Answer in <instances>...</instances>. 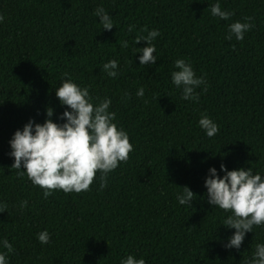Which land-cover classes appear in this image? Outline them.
Instances as JSON below:
<instances>
[{
  "label": "trees",
  "instance_id": "1",
  "mask_svg": "<svg viewBox=\"0 0 264 264\" xmlns=\"http://www.w3.org/2000/svg\"><path fill=\"white\" fill-rule=\"evenodd\" d=\"M217 2L234 13L229 20L211 14ZM97 7L112 17L110 31ZM0 15V253L7 239L8 264H121L128 255L146 264H248L264 227L227 249L231 213L208 203L205 180L212 167L222 178L221 164L264 178V0H0ZM246 16L254 27L243 41L225 39ZM145 26L160 35L156 63L141 66L137 50L147 43L134 40L147 36ZM113 59L115 78L102 71ZM177 59L206 80L198 102L181 99L172 83ZM68 79L88 87L94 104L111 100L134 150L103 189L97 174L90 192L45 199L11 168L9 141L29 120L43 124L48 107L54 123L66 122L55 93ZM203 114L219 126L212 138L199 126ZM184 186L196 194L192 207L177 200ZM44 230L49 244L38 241Z\"/></svg>",
  "mask_w": 264,
  "mask_h": 264
},
{
  "label": "clouds",
  "instance_id": "2",
  "mask_svg": "<svg viewBox=\"0 0 264 264\" xmlns=\"http://www.w3.org/2000/svg\"><path fill=\"white\" fill-rule=\"evenodd\" d=\"M211 14L222 20H229L234 15L233 12L222 10L219 2L211 6ZM93 15L99 18L103 29L110 31L113 28L112 17L103 7H97ZM252 20V17L246 16L245 22L231 23L225 39L231 40L234 35L238 41H243L245 33L254 27ZM3 21L4 16L0 15V22ZM134 27L130 25L128 31L132 32ZM140 32L148 33L147 36L137 35L134 40L135 44L141 41L147 43L146 47L137 50L142 53L139 57L140 65L155 64L157 56L153 54L157 49L153 41L160 32L156 29L149 31L147 26L140 29ZM120 46L127 48L129 45L127 41H121ZM174 65L177 70L172 72L171 79L177 89H182L181 99L198 102L200 95L196 89L206 85V80L204 77H197L191 64L184 59H177ZM102 71L108 77L115 78L118 75V61L113 59L104 63ZM203 91H207L206 86ZM55 94L60 104L69 109L60 117L66 122L54 123L51 119L53 109L48 107V118L43 124L29 120L22 131L17 130L9 141V155L14 157L11 168L17 170L18 177L26 175L34 186L42 189L45 199L56 191H63L65 194L90 192L97 174L100 188L103 189L107 186L108 174L130 159L134 148L129 135L114 122L116 113L109 111V98L94 104L89 88H82L70 79L65 80ZM125 95L128 96L127 93ZM136 95L143 97L144 88H139ZM199 126L209 138L220 131L219 126L207 114L201 116ZM220 170L225 173L222 178L216 168L209 169V176L205 180L207 200L213 207L231 213L223 225L235 229V232L225 247L239 250L246 233L252 232L254 227H264V178L259 173L253 174L250 167L247 170L241 168L229 171L221 164ZM182 189L177 200L181 205L192 207L191 202L195 200L196 194L187 186ZM20 207H27V201H22ZM5 211L6 204L0 208V213ZM37 238L41 244H49L51 239L47 230L40 232ZM2 244L7 252L0 253V264H8L7 256L14 253V248L7 239ZM121 264H146V261L128 255ZM248 264H264V244H256Z\"/></svg>",
  "mask_w": 264,
  "mask_h": 264
}]
</instances>
